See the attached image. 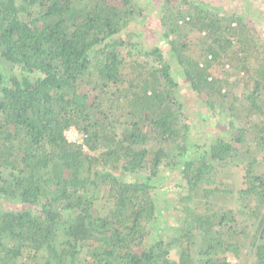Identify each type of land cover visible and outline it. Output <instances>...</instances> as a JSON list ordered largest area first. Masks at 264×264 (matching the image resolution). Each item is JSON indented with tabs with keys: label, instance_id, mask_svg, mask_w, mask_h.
<instances>
[{
	"label": "trees",
	"instance_id": "trees-1",
	"mask_svg": "<svg viewBox=\"0 0 264 264\" xmlns=\"http://www.w3.org/2000/svg\"><path fill=\"white\" fill-rule=\"evenodd\" d=\"M149 6L0 0V264H233L238 214L264 264V38L207 0ZM189 94L232 136L194 141ZM241 165L242 188L217 185Z\"/></svg>",
	"mask_w": 264,
	"mask_h": 264
},
{
	"label": "rangeland",
	"instance_id": "rangeland-1",
	"mask_svg": "<svg viewBox=\"0 0 264 264\" xmlns=\"http://www.w3.org/2000/svg\"><path fill=\"white\" fill-rule=\"evenodd\" d=\"M142 4H149L150 8L154 9L158 7L157 5L162 2V0H140ZM210 3L218 5L224 12H230V13H236L237 15L243 16L245 19V22L249 23L250 27L257 31V34L264 38V0H207ZM143 24V25H142ZM136 28L143 34V38L146 42V44L150 45H156L158 44V41L160 39V26H159V21L157 18L150 17L149 19L146 20L144 23H139L135 25ZM134 26V27H135ZM190 54H192L194 57H199L202 52V44H201V37L198 40L197 43H193L192 46L190 47ZM258 65L257 61L254 59L250 60V67L253 69ZM221 64L215 65L214 70L217 68H220ZM226 69L228 66H225ZM213 70V71H214ZM215 71V72H216ZM216 73L221 75L219 71ZM243 86L235 87L233 89V92L240 93L242 91ZM227 89V87H226ZM186 99H190L189 106L192 107V109H195V113L199 114L195 117L194 119V124H193V130H194V141L200 143L202 147L207 144L210 139L212 132L218 133L220 129H225L226 134L229 137L232 136V134L235 131L228 130V122H225L223 120H217L211 121L212 116L209 113V109L205 107V105L202 103V101L197 98L187 95ZM231 104V102H228V105ZM233 106V105H232ZM236 110V111H235ZM239 107L235 105L233 107V111L237 114L239 112ZM202 116V118H201ZM258 115L251 114L252 119H256ZM233 166V165H232ZM232 166H229L228 169L222 170L221 175H218L217 178V185L220 188H231L233 187L235 190H238L244 186V175H245V170L243 165H241L238 168H232ZM263 168H258L256 167V172L262 173ZM228 199L227 194L221 193L220 198L218 199H213V200H218V203L220 204H228L229 201L226 200ZM5 199H0V202L2 203V207L6 208L10 204L7 203V201H4ZM233 207L237 206L236 200L230 201ZM230 205V204H229ZM239 206V205H238ZM240 207V206H239ZM239 218V229H242L244 233L242 235L246 236L247 238L244 239L245 245L243 246V251L241 253V258L235 257V255L232 252H229L227 254L228 260L233 263V264H242V263H247L250 262L251 264H257V262L254 260L255 258L251 256L250 249H251V236L255 231L251 232V226L252 223H254V219L251 220L249 216L238 214ZM250 226V227H249ZM246 233H248L246 235ZM176 254V251H175ZM86 257V253L81 254V258L84 259ZM36 259V258H35ZM41 261V263L44 261V258H39L36 259ZM36 260H31L34 264H36Z\"/></svg>",
	"mask_w": 264,
	"mask_h": 264
},
{
	"label": "built area",
	"instance_id": "built-area-1",
	"mask_svg": "<svg viewBox=\"0 0 264 264\" xmlns=\"http://www.w3.org/2000/svg\"><path fill=\"white\" fill-rule=\"evenodd\" d=\"M67 137L69 140L78 141L79 133L76 128H71L67 131Z\"/></svg>",
	"mask_w": 264,
	"mask_h": 264
},
{
	"label": "clouds",
	"instance_id": "clouds-1",
	"mask_svg": "<svg viewBox=\"0 0 264 264\" xmlns=\"http://www.w3.org/2000/svg\"><path fill=\"white\" fill-rule=\"evenodd\" d=\"M72 128H75V127H72ZM71 129V128H70Z\"/></svg>",
	"mask_w": 264,
	"mask_h": 264
}]
</instances>
